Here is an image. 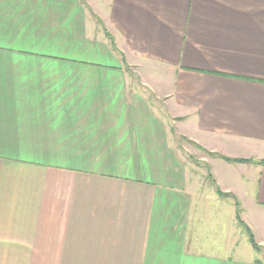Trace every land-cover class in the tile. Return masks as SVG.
<instances>
[{"label": "crops", "instance_id": "obj_1", "mask_svg": "<svg viewBox=\"0 0 264 264\" xmlns=\"http://www.w3.org/2000/svg\"><path fill=\"white\" fill-rule=\"evenodd\" d=\"M261 162L264 0H0V264H264Z\"/></svg>", "mask_w": 264, "mask_h": 264}, {"label": "rangeland", "instance_id": "obj_2", "mask_svg": "<svg viewBox=\"0 0 264 264\" xmlns=\"http://www.w3.org/2000/svg\"><path fill=\"white\" fill-rule=\"evenodd\" d=\"M107 38L109 40L112 39V37L109 34H107ZM113 50H115V49H113ZM125 70L130 71V72H134L135 71V69L133 67H130L128 65L126 66ZM179 144L182 147V149H181L182 155H187L189 158H192V159H196L199 156V154H198V152L200 151L199 149L193 147L189 143H184L182 141H180ZM252 256H253V258H256V259H258V257H259L258 255L254 254V253H252Z\"/></svg>", "mask_w": 264, "mask_h": 264}, {"label": "trees", "instance_id": "obj_3", "mask_svg": "<svg viewBox=\"0 0 264 264\" xmlns=\"http://www.w3.org/2000/svg\"><path fill=\"white\" fill-rule=\"evenodd\" d=\"M225 161H227V162H234V163H242V162H244V161H241V160H229V159H224ZM260 164V163H259ZM261 165H263L264 166V162H261ZM220 196H222L220 193H218ZM247 232H248V235H249V239H250V242H251V244H252V246H253V248L255 249V250H257V248H256V245L254 244V241H253V238H252V236L250 235V233H249V231L247 230Z\"/></svg>", "mask_w": 264, "mask_h": 264}]
</instances>
